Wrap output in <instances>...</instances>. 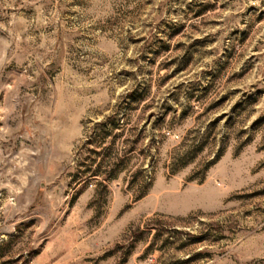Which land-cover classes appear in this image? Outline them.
Here are the masks:
<instances>
[{"label":"rangeland","instance_id":"rangeland-1","mask_svg":"<svg viewBox=\"0 0 264 264\" xmlns=\"http://www.w3.org/2000/svg\"><path fill=\"white\" fill-rule=\"evenodd\" d=\"M0 264H264V0H0Z\"/></svg>","mask_w":264,"mask_h":264}]
</instances>
